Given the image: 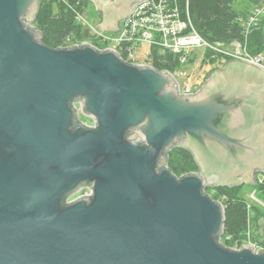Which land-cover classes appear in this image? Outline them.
Returning <instances> with one entry per match:
<instances>
[{
	"label": "water",
	"instance_id": "obj_1",
	"mask_svg": "<svg viewBox=\"0 0 264 264\" xmlns=\"http://www.w3.org/2000/svg\"><path fill=\"white\" fill-rule=\"evenodd\" d=\"M39 1L0 0V264H264L217 240L207 191L264 175V68L231 59L180 92L114 48L43 44ZM89 1L105 33L147 0ZM177 147L197 171L170 170Z\"/></svg>",
	"mask_w": 264,
	"mask_h": 264
},
{
	"label": "built area",
	"instance_id": "obj_2",
	"mask_svg": "<svg viewBox=\"0 0 264 264\" xmlns=\"http://www.w3.org/2000/svg\"><path fill=\"white\" fill-rule=\"evenodd\" d=\"M188 2L189 0L144 1L136 6L129 17L121 21L119 31L105 33L94 25L95 21L88 20L86 16L87 7L79 10L74 5L77 24L83 28L82 32L89 30L92 38L83 36L79 38L78 34L72 33L65 37L61 46L90 42L98 48H114L128 62L149 64L160 70H170L179 83L180 92H193L199 86L197 81L195 85L191 83L192 73L179 69V66L188 62L194 65L201 63L208 52L213 58L220 55L227 59H243L264 68V53L251 54L240 40L235 39L229 43H213L205 39L198 32L193 22ZM238 20L244 27L243 31L246 37L254 28L263 26L264 0L255 5L246 16L240 15ZM99 40L107 45H99L96 42ZM142 43L148 44L149 49L145 50L144 45H141ZM224 46H227L228 49H224ZM169 60L173 61L175 66L173 69L156 66V63L165 66ZM179 76L186 78L184 83L180 81ZM90 125H94V122ZM258 180L264 182V175L261 178L258 177ZM89 193L90 190L87 188L84 194ZM217 200L223 202V198ZM256 200L264 205L263 201ZM242 244L244 243L240 244L239 241H236L229 246L239 248ZM254 249L256 248L254 247Z\"/></svg>",
	"mask_w": 264,
	"mask_h": 264
},
{
	"label": "trees",
	"instance_id": "obj_3",
	"mask_svg": "<svg viewBox=\"0 0 264 264\" xmlns=\"http://www.w3.org/2000/svg\"><path fill=\"white\" fill-rule=\"evenodd\" d=\"M262 1L189 0L188 8L198 32L208 41L229 43L237 39L246 45L251 54H259L264 53V25L254 28L246 37L238 17L246 16L255 5ZM88 4L89 0H40L34 20V25L42 36L40 41L51 48H58L65 37L72 33L81 37L79 35L81 26L76 22L74 5L79 10H83ZM215 59L208 52L203 64L209 61L213 63ZM156 66L169 69L175 67L171 60L165 66L159 63H156ZM168 166L177 176L198 170L191 151L180 147L174 148L169 153ZM238 188V186H219L215 187V192L212 193L216 199L224 197V227L222 236H218L217 240L220 241L221 238L226 245H232L236 241L240 244L244 243L250 226L256 225L261 217L259 214L264 213L259 203L252 204L253 217H251L249 202L238 192ZM257 188L260 191V199L264 201V182H258ZM207 191L213 192L209 188ZM253 238L260 244H264V240L261 241L258 236L253 235Z\"/></svg>",
	"mask_w": 264,
	"mask_h": 264
},
{
	"label": "rangeland",
	"instance_id": "obj_4",
	"mask_svg": "<svg viewBox=\"0 0 264 264\" xmlns=\"http://www.w3.org/2000/svg\"><path fill=\"white\" fill-rule=\"evenodd\" d=\"M86 16L88 18L89 21L93 22L96 21L99 17V12L97 11V8L95 6V4L92 1H89V4L86 8ZM83 28H81V32L79 35H81V37L79 36V38L85 37V38H92V34L89 30H85L83 31ZM99 45L101 46H106L107 44L101 40L96 41ZM142 46L144 45V49L148 50L149 46L148 44H141ZM224 49H228L227 46H224ZM144 54V52H143ZM222 62V61H221ZM223 64V62H222ZM215 63H211L210 61L206 64H203V61L201 63H198L196 65H194L191 62H188L187 64H182L179 66V69H183L185 71H188L190 73H192V80L191 83L193 85H195L196 81L198 82L197 85L200 86V84L206 79L207 75L210 73L211 69L214 67ZM179 79L182 83L185 82L186 78L183 76H179ZM82 115V114H81ZM82 119H85L86 121H92V119L90 117H88L87 115L83 114L82 115ZM182 175V174H181ZM180 176V175H178ZM262 174H258V177L261 178ZM257 177V184L259 182ZM260 183V182H259ZM263 183V182H262ZM257 184L255 185H249V184H241L240 186H238V192L243 195L247 200H248V206H249V210H250V214L251 217H253V208H252V204H256L259 203L256 199H260V191L257 188ZM243 185V186H242ZM209 190L213 191L210 193H214V187H209ZM255 198H254V197ZM213 197V195H212ZM214 198V197H213ZM224 198V197H223ZM216 199V198H214ZM217 199H221L220 197ZM263 201V200H261ZM264 202V201H263ZM260 204V203H259ZM261 207L263 208L262 211L264 210V205L260 204ZM261 217L260 219H258V222H256V225L250 226L249 230L247 231V237L246 240L244 241V243L248 242L251 243L256 249H260L263 248L264 249V244H260L259 241L255 240V238H253V235H256L260 238V240H264V213L259 214ZM224 241V240H223Z\"/></svg>",
	"mask_w": 264,
	"mask_h": 264
},
{
	"label": "flooded vegetation",
	"instance_id": "obj_5",
	"mask_svg": "<svg viewBox=\"0 0 264 264\" xmlns=\"http://www.w3.org/2000/svg\"><path fill=\"white\" fill-rule=\"evenodd\" d=\"M229 60H231V59H227V58H223V57H217V58L215 59V61L213 62V63H215V65H214V67L211 69V71H212V70H215V69H218V68H223L224 65H225V63H226L227 61H229ZM221 61L223 62V64H222ZM211 71H210V72H211ZM203 82H204V81H203ZM203 82H202V83H203ZM202 83H201V84H202ZM201 84H200V86H201ZM200 86L195 90V92L200 88ZM80 119L83 120L84 123H86V124H89V125H90V124H93V121H86L85 119H82V115H81ZM86 190H87L86 187L82 188L77 194L73 195L70 199H73V198L78 197V196H80V195H84V193L86 192Z\"/></svg>",
	"mask_w": 264,
	"mask_h": 264
}]
</instances>
